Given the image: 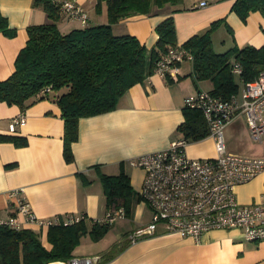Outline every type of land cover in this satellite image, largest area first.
<instances>
[{"label":"crops","instance_id":"crops-1","mask_svg":"<svg viewBox=\"0 0 264 264\" xmlns=\"http://www.w3.org/2000/svg\"><path fill=\"white\" fill-rule=\"evenodd\" d=\"M77 0L88 15L86 23L60 15L56 24L66 33L88 24L106 23L105 1ZM205 1L200 6L199 2ZM235 0H182L178 5L152 7L149 14L134 15L112 25L116 35L130 34L147 50L155 47V27L172 15L176 40L183 44L194 34L209 30L212 49L225 52L233 47L264 44V16L259 11L250 12L245 20L233 10ZM0 14L6 20L0 29V80L14 70V60L27 40V27L50 21L42 6L33 0H0ZM217 41V45H214ZM218 47V50H215ZM176 78L160 76L152 71L142 81L132 85L109 111L80 117L78 136L72 142L73 160L63 156L64 121L58 104L50 97L35 100L24 109L0 101V218L16 216L22 228L40 233L42 244L50 248L46 232L35 222H27L17 214L14 201L8 192L22 188L19 193L37 218L84 215L86 223L102 218L110 206L107 204L101 174L125 173L132 187L134 200L127 218L130 228L123 238L92 246L101 239L83 241L73 251V256L87 257L89 264H264V240L246 241L238 228L212 229L196 242L176 233H157L140 238L134 243L128 234L150 220L147 205L136 199L141 187L144 170L131 166L129 159L150 151L168 147L171 142L184 139L178 125L184 120V99L198 91L212 89L210 80H197L192 62L184 60L178 65ZM235 79L239 72L234 71ZM24 113L26 120L9 129L13 116ZM5 136L23 140L17 144ZM229 138H245L249 142L247 125L242 115L235 117L224 130L227 151L255 156L242 140L241 152L229 149ZM18 140V141H19ZM237 148V147H236ZM186 153L191 157L215 155L214 140L210 136L187 141ZM238 202L248 204L259 199L264 192V170L252 180L235 188ZM85 238V237H84ZM123 242L124 248L111 259L104 254L115 243ZM46 264H68V261H51Z\"/></svg>","mask_w":264,"mask_h":264},{"label":"trees","instance_id":"trees-1","mask_svg":"<svg viewBox=\"0 0 264 264\" xmlns=\"http://www.w3.org/2000/svg\"><path fill=\"white\" fill-rule=\"evenodd\" d=\"M103 1L108 18L106 23L88 24L63 33L56 24L61 15L58 6L52 0H33L34 5L43 7L50 21L27 27V40L15 57L13 72L0 80V101L7 104L24 109L43 97H50L58 104L64 121L63 156L67 162L73 160L72 142L78 136L79 118L114 109L132 85L152 73L155 62L167 47L177 44L172 15L155 27L158 38L150 50L130 34H114L112 25L134 15L149 14L153 6L178 5L182 0ZM232 10L243 20L253 11L264 16V0H235ZM214 25L206 32L192 35L182 45L193 55L195 78L210 80L212 89L209 92L221 99H229L238 88L233 72L236 64L241 69L238 77L244 83L264 70V44L215 52L210 40ZM5 27L6 20L0 14V29ZM46 87L49 90L41 93ZM178 130L186 141L200 140L208 135L202 112L186 106ZM5 138L23 143L14 136ZM100 180L108 206H122L127 216L134 200L128 176L123 172L101 174ZM109 225L97 221L88 225L84 217L71 224L50 225L46 232L50 248L42 244L39 232L0 226V264L68 261L81 236L88 234L91 240L97 241L105 235ZM124 246L121 241L115 243L106 251L104 259H111Z\"/></svg>","mask_w":264,"mask_h":264},{"label":"built area","instance_id":"built-area-1","mask_svg":"<svg viewBox=\"0 0 264 264\" xmlns=\"http://www.w3.org/2000/svg\"><path fill=\"white\" fill-rule=\"evenodd\" d=\"M61 14L68 19L86 23L88 15L77 0H52ZM199 5H205L200 1ZM184 60L193 61L191 51L182 44L167 47L155 62L153 72L160 76L176 78L178 64ZM234 71L240 73L239 65ZM48 87L41 90L47 92ZM243 100L240 103L232 95L229 99L213 96L209 91H198L184 99V105L199 109L208 126V136L214 140L215 155L191 157L185 151L187 141L179 139L164 149L150 151L129 159L131 166L141 167L145 174L137 193L150 209V220L128 234L130 243L153 235L161 229L164 233L188 236L199 242L202 235L212 229L238 228L246 241L264 240V192L255 202H238L235 188L252 180L264 170L263 156H248L227 151L224 141L225 127L238 115L245 119L252 142L264 144V70L251 81L244 83ZM26 120L24 113L13 116L9 129ZM22 188L13 189L8 196L14 201L17 214L27 222L48 227L55 224H71L84 217L54 216L37 218L25 200L19 196ZM125 216L124 208L111 207L106 214L95 221L111 224ZM22 221L16 216L0 218V226L22 228ZM87 257L73 256L68 264H89Z\"/></svg>","mask_w":264,"mask_h":264},{"label":"rangeland","instance_id":"rangeland-1","mask_svg":"<svg viewBox=\"0 0 264 264\" xmlns=\"http://www.w3.org/2000/svg\"><path fill=\"white\" fill-rule=\"evenodd\" d=\"M214 45H217V41H215ZM215 50H218V47H215ZM236 80L238 81V88H237V91L235 93V96L237 97L238 101L241 103L243 100L242 95H243L244 82L238 77V75L236 76ZM242 140L245 142L246 148L248 150L254 149L255 156H263L264 157V144H257V143H254L252 141L249 142L245 138H241V139L240 138H229L226 141H227V145H228L229 149L237 150V151L241 152V149H239L238 146L239 145L241 146ZM127 218L126 219L125 218H117L113 223H111L109 225V228H108L107 232L105 233V235L100 238L101 243H99L98 245L92 246V247L93 248H99L103 243H106V242L111 241V240L123 238L125 232L130 228V223L128 222ZM82 240L85 241V243H86V241L91 242L88 234L83 235ZM91 243H92V245H94L93 243H95V242H91Z\"/></svg>","mask_w":264,"mask_h":264}]
</instances>
